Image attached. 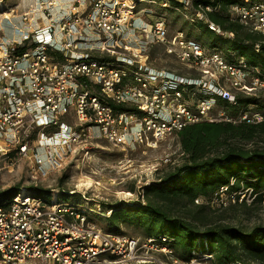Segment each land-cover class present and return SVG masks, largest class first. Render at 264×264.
<instances>
[{"label": "built area", "instance_id": "1", "mask_svg": "<svg viewBox=\"0 0 264 264\" xmlns=\"http://www.w3.org/2000/svg\"><path fill=\"white\" fill-rule=\"evenodd\" d=\"M38 4L44 8L48 23L33 28L32 36L20 41L0 43V160L12 153L27 157L32 171L47 177L81 150L87 155L96 138L119 146L146 141L154 147L166 135L207 119L211 106L204 101L196 110L188 106L182 101L180 76L153 71L142 60L141 49L126 45L132 53L120 52L112 59L94 54L104 51L102 47H114L117 40L108 45V40L92 33L121 34L134 5L121 0H38ZM64 5L66 10L61 8ZM37 8L24 14V20H39L42 16L36 13ZM213 9L211 4H200L197 17L208 20L204 12ZM232 10L242 23L264 32V0H235ZM208 21L210 28L225 33ZM147 27L143 28L153 40H167L168 28L162 17ZM180 37V49L169 51L181 60L214 64V72H228L236 79L235 85L248 91L264 88L262 71L250 66L244 57L228 62L218 50L208 52L201 43L184 39L183 34ZM98 40L102 44H97ZM26 41L27 47L19 50ZM252 73L256 75L246 83ZM189 79L221 95L217 84L202 77ZM103 98L137 110L116 112ZM74 113L76 123L71 122ZM243 117L249 122L264 119L260 113ZM235 181L217 192L221 205L251 202L259 193L244 185L233 191ZM33 192L25 189L8 198L0 195L2 264H215L211 252L193 251L191 258L183 259L176 255L167 235L139 238L108 232L91 223L87 210L77 204L54 197L44 201ZM261 192L264 204V190Z\"/></svg>", "mask_w": 264, "mask_h": 264}, {"label": "rangeland", "instance_id": "2", "mask_svg": "<svg viewBox=\"0 0 264 264\" xmlns=\"http://www.w3.org/2000/svg\"><path fill=\"white\" fill-rule=\"evenodd\" d=\"M121 1L135 7L129 17V19L131 18L130 22L128 21L122 33L115 34L116 36L104 33L101 35L99 32H93V36H102L103 39L108 40V45L115 43V40L118 42L115 43L114 47H102L105 50H97L94 52L95 55L104 57L108 55L110 58H114L120 52H126V54L130 55L132 51H128L125 47L126 45L130 48L141 49L142 60L148 63L153 71L169 72L180 76L179 82L184 85L182 101L188 106L196 110L198 104L203 101L206 105L211 106L207 119L203 120H233L235 123L241 124L245 120L243 119L245 114L260 113L264 116V88L259 87L258 89H252L253 91H248L243 86L235 85L236 79L231 77L228 72L217 70V68H215L217 71L214 72V64L203 66L196 63H188L169 51L170 48L174 49V47L180 49L179 39L181 34H183L184 39L192 37V39L199 40L202 43L216 39L214 35L211 38L203 35L204 28L197 21L198 9L193 6V0H179L184 3L186 9H176L175 13L162 8V6L164 8L173 6L174 4L170 0ZM34 7H38L39 11L36 13L40 17L42 16L40 18L42 21H49V18L44 16V8H40L42 6L38 4V0H0V43L4 40L20 41L23 35L29 34L32 36L33 31L31 30L33 29H29V27H26L20 36H15L14 25L11 24L10 19L18 24L20 23L19 25H29L31 20H24L23 15L34 9ZM55 8L59 7H52V9ZM61 8L66 10L67 5ZM61 8H59V11L58 9H55V11L60 12ZM6 11L11 14L10 19L5 17ZM161 16L168 28L167 40L164 42L153 40V37L143 28L152 23L151 18L156 20ZM199 17L202 18L201 16ZM146 23H148L147 26L145 25ZM147 29L149 30L150 27H147ZM226 35L228 37L233 36L229 33ZM97 44L102 43L99 41ZM218 44H222L219 39ZM206 50L210 52L215 49L206 48ZM218 53H222L223 56L225 54L221 49L218 50ZM232 57L234 59L237 55L232 53ZM227 61L229 62V60ZM207 67L211 69L209 73L205 72ZM255 75V73H252L245 82L249 83ZM183 76L188 78L185 80ZM191 77H202L213 85L217 84L220 88L216 90L221 93L220 96L230 100V103H235L237 94H250L259 96L261 105L250 104L241 106L236 116L229 115V109L219 102L218 93L208 92L203 85L198 84L199 82L190 81L189 78ZM77 121L76 113H74L71 122L76 123ZM232 140L241 145L255 144L252 140L244 138ZM259 143H264L262 134L259 137ZM187 159L180 137L174 132L166 135L154 147L148 146L146 141L119 146L105 138H96L92 140L91 148L87 155L81 150L75 157H70L65 167L52 170L47 177L37 176L32 171L30 159L12 153L10 156H5L0 160V195L12 191V188L17 184H21V190H30L31 188L48 189L51 192L50 196L37 191L33 192V195H40L44 201L48 202L54 197L70 204L75 203L79 208L87 210V217H91V223L103 229L106 227L117 229L115 225H110V222L106 219L107 216L112 214L113 210H108L105 205L115 206L121 201L128 204H145L147 200L145 188L152 183L161 181L164 175L173 171ZM242 185H246V183H242ZM197 199L199 200L198 202ZM197 199L194 202H186V199L178 202L174 211L183 215L188 209L192 212L197 210L196 203L204 202L207 204V217L212 220L222 219L223 222L240 224L247 228L252 227L256 223L264 222L263 206L256 205L248 209L227 210L219 208L221 207V199L219 201L217 195L214 198L198 196ZM118 228L114 232L125 233L132 237H146L144 236V229L133 222L122 223ZM197 248L201 250L203 246L199 245ZM0 264H2L1 260Z\"/></svg>", "mask_w": 264, "mask_h": 264}, {"label": "trees", "instance_id": "3", "mask_svg": "<svg viewBox=\"0 0 264 264\" xmlns=\"http://www.w3.org/2000/svg\"><path fill=\"white\" fill-rule=\"evenodd\" d=\"M170 1L173 6L169 8L162 6V8L172 13H175L176 9H186L183 2ZM233 1L235 0H193V6L197 9L200 4L213 6V10H205V16L225 33L210 28L206 18H201L202 20L198 18L199 25L204 28L203 35L208 38L214 35L216 39L202 43L192 37L189 38L201 43L207 49H221L229 62L244 57L250 66L260 68L261 75H264V32L254 30L242 23L232 10ZM151 20L155 21L153 18ZM227 33L233 36L228 37ZM218 39L222 41L221 45L218 44ZM27 42L21 45L19 50H24ZM232 53L237 57L233 59ZM51 54L63 57L58 52ZM99 57L112 59L108 55ZM217 97L219 102L229 109L228 113L232 116L239 113L241 106L261 105L257 95L237 94L235 103H230V100L223 96ZM104 101L116 112L137 110L134 106L119 104L111 99L105 98ZM174 133L180 137L188 159L164 175L161 181L145 188V196L147 194L145 204H128L121 201L115 206L105 205L108 210H113L106 219L117 229L108 227L104 229L114 232L119 229L120 224L133 222L144 229L146 237L161 234L170 237L176 255L183 259L191 258L193 251H207L214 254L215 264L232 262L264 264V222L247 228L240 224L223 222L222 219L212 220L207 217V204L204 202H195L198 209L193 212L188 209L182 215L174 211L176 204L185 199L186 202H194L198 196L214 198L221 186L229 185L233 179L236 181L231 186V190H239L242 183H246L245 188L253 187L259 193L251 202L246 200L231 202L228 205H220L219 208L229 210L248 209L256 205L264 207L263 192H261L264 190V143H259L261 134L264 140V119L257 122L244 120L241 124L233 120H203L189 123ZM235 138L252 140L255 144L241 145L233 142L232 139ZM30 190L51 195L48 189L31 188ZM20 191L21 184H17L12 191L4 193L3 197H11ZM199 245H202L203 249L199 250L197 248Z\"/></svg>", "mask_w": 264, "mask_h": 264}, {"label": "bare ground", "instance_id": "4", "mask_svg": "<svg viewBox=\"0 0 264 264\" xmlns=\"http://www.w3.org/2000/svg\"><path fill=\"white\" fill-rule=\"evenodd\" d=\"M11 13H12V12H11ZM5 17L10 19V18H11V14H10L9 12L6 11V12H5ZM10 21H11V24L14 25L15 36H20V34L23 33V31L26 29V27H29V25L32 24V23H29V25H26V26L24 25V26H25V27H24L23 25H19L20 23L18 24V23L14 22V21L11 20V19H10ZM3 25H4V24H3ZM3 25H2V26H3ZM4 27H5V26H4ZM7 28H8V27H7ZM17 32H19V33H17ZM21 32H22V33H21ZM18 34H19V35H18ZM88 183H89V182H88ZM112 184H113V183H112Z\"/></svg>", "mask_w": 264, "mask_h": 264}, {"label": "crops", "instance_id": "5", "mask_svg": "<svg viewBox=\"0 0 264 264\" xmlns=\"http://www.w3.org/2000/svg\"><path fill=\"white\" fill-rule=\"evenodd\" d=\"M39 15V14H38ZM31 25H29V29H33V28H36V27H38V26H40V25H44V24H47L48 23V21H42V19H40V20H32L31 21ZM23 37H25V35H23Z\"/></svg>", "mask_w": 264, "mask_h": 264}]
</instances>
